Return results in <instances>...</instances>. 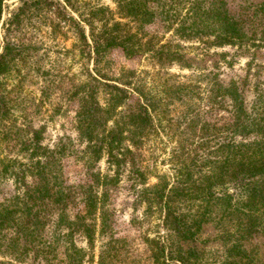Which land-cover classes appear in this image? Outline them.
Segmentation results:
<instances>
[{
	"label": "trees",
	"instance_id": "obj_1",
	"mask_svg": "<svg viewBox=\"0 0 264 264\" xmlns=\"http://www.w3.org/2000/svg\"><path fill=\"white\" fill-rule=\"evenodd\" d=\"M9 1L0 0V23ZM18 1L20 6L5 25L7 32L26 19L61 9L62 3L76 9L81 57L89 63L81 62L82 77L71 83L73 92L67 91V108L77 107L68 121L77 139L63 136L45 148L41 132L22 141L23 130L17 128L19 152L28 164L14 173L15 194L0 201V264H85L84 251L74 244L76 234L84 236L89 250L97 236L109 237L98 262L92 259L89 264L116 260L122 250L116 206L127 166L134 204L147 203L153 210L158 203L164 225L184 241L194 239V226L177 215L173 205L215 198L218 187L225 194L231 187L237 191L235 211L240 216L264 215V188L254 181L264 176V83H258V94L248 107L238 83L225 86L218 74L199 66L203 60L190 59L180 45L163 44L159 34L149 31L160 23L164 34L196 45L203 57L212 47L235 48L230 61L221 53V66L232 67L246 55L253 57L249 69L259 66L260 73L264 0H234L233 5L229 0H116L115 9L88 0ZM13 50L8 43L3 46L0 78L10 71ZM112 51H120L127 61L149 56L159 68L178 64L192 73L164 77L129 69L109 59ZM6 104L3 95L0 122L9 113ZM219 110L224 114L217 122L208 119ZM4 128L3 136L10 133ZM169 148L170 157L160 161L171 163L172 183L150 166V160L157 162L156 152ZM104 159L106 172L96 170ZM27 176L33 182L27 184ZM153 178L158 182L151 183ZM69 209L76 211L73 220ZM146 243L152 244V258L161 264L165 246L159 248L160 242L149 238ZM256 252L248 264H255Z\"/></svg>",
	"mask_w": 264,
	"mask_h": 264
},
{
	"label": "rangeland",
	"instance_id": "obj_2",
	"mask_svg": "<svg viewBox=\"0 0 264 264\" xmlns=\"http://www.w3.org/2000/svg\"><path fill=\"white\" fill-rule=\"evenodd\" d=\"M229 1L233 5L234 0ZM88 2L111 9L116 6V0ZM19 6L18 0L7 2L0 23V53L8 43L14 48L10 56H15L9 73L0 78V97L4 95L7 98V110L4 111L9 112L5 120L0 122V171L8 168L6 174H0V201L15 194L14 173L20 172L23 165L28 164L24 155L19 152L21 146L17 145L16 141L17 128L23 130L19 133L22 141L30 140L36 132H41V144L45 148H51L63 136L77 139V133L68 125V121L74 119L77 107L67 108V91L73 92L71 83L76 79V82H79L82 77L81 62L89 63V59L83 60L81 57L79 12L76 9L72 10L71 6L66 8L62 3L61 9L54 8L50 13L45 12L43 17L26 19L21 25L7 32L5 25ZM149 31L159 34L163 44L180 45L179 50L186 53L190 59L203 60L199 66L218 74V81H222L225 86L232 81L238 83L248 107L254 102L258 94V83H264V70L259 73V66L256 65L252 70L249 69L248 62L253 57H239L232 67L226 68L221 66V53H227V60L230 61L235 54V48L212 47L206 53L207 56L203 57L198 55L201 51L196 45L181 42L170 33L164 34L160 23L149 28ZM18 49L20 53L15 51ZM108 57L114 64L117 62L129 69L146 70L164 77L169 74L192 73V70H181L178 64L159 68L149 60V56L127 61L120 51H112ZM255 62L261 63L257 59ZM221 114L224 113L219 110L208 119L217 122ZM4 126L10 128V133L4 135L5 138ZM217 143L218 139L214 140L212 145L216 146ZM77 148L82 149L83 145L77 144ZM169 152L170 148L163 153L156 152L157 162L150 160V166L156 174L166 176L169 183H172L171 175L174 173L171 163L160 161L168 159ZM199 154H202V151ZM95 167L96 170L106 172V160ZM129 170L130 167L127 166L120 179L116 206V233L122 250L116 260L107 259L108 264H157L152 258V244L146 243L147 238L160 242L159 248L165 246V254L160 256L161 264H248L251 253L255 250V264H264V215L256 213L250 218L240 216L235 211L239 202L234 196L237 191H234L233 187L226 191V194L221 193V187H218L215 191L220 193L212 199L180 200L178 204L173 205L174 212L185 216L188 223L194 226V239L184 241L177 237L174 230H169L164 225L163 213L158 203L154 204L153 210L147 203L134 204L135 200L128 189L133 182ZM254 181H259V185L264 188V176ZM26 182L28 184L33 180L27 176ZM156 182L158 180L155 178L151 180V183ZM227 194L234 197L233 200ZM75 213L76 211L69 209L67 215L73 220ZM108 241L109 237L97 236L94 249L89 250L84 236L76 234L74 238L76 248L84 251L82 256L85 264H89L88 261L92 259L95 263L98 262L102 246ZM153 246L155 248L156 244Z\"/></svg>",
	"mask_w": 264,
	"mask_h": 264
}]
</instances>
